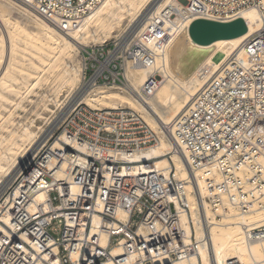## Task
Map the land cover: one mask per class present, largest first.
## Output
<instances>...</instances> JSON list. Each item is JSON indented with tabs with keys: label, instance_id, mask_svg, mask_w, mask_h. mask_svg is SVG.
Returning <instances> with one entry per match:
<instances>
[{
	"label": "built area",
	"instance_id": "built-area-1",
	"mask_svg": "<svg viewBox=\"0 0 264 264\" xmlns=\"http://www.w3.org/2000/svg\"><path fill=\"white\" fill-rule=\"evenodd\" d=\"M21 1L65 32L70 30L67 20L77 24L100 2ZM182 1V8L162 15L172 19L170 30L163 19L149 16L153 36H168L175 31L176 16L193 14L232 21L255 9L261 24L255 23L243 41L242 53L231 56L192 95L174 124L163 126L162 135L172 141L167 154L172 165L134 160L138 152L161 142L142 113L127 106L78 103L53 144L29 162L8 195L0 198L1 204L11 197L21 181L30 182L22 188L24 194H33L28 199L35 200L34 190L47 196L36 208H27V199L16 208H0V225L6 227L0 228V264H192L199 244L207 241L204 232L211 221L221 222L227 215L235 217L248 240L264 239V0ZM82 52L85 71L94 72L89 81L102 79L114 87L128 82L126 60L152 68L157 55L137 41L110 60L97 46ZM162 78L158 68L150 72L142 95L153 96ZM57 141L60 148L54 147ZM173 154L183 155L186 170L203 180L202 207L196 192L187 189L192 178L189 173L180 177ZM58 171L62 175L57 176ZM41 178L45 182L39 185ZM5 212L10 225L3 221ZM198 230L203 233L200 240ZM227 264L243 263L232 258Z\"/></svg>",
	"mask_w": 264,
	"mask_h": 264
},
{
	"label": "bare ground",
	"instance_id": "bare-ground-1",
	"mask_svg": "<svg viewBox=\"0 0 264 264\" xmlns=\"http://www.w3.org/2000/svg\"><path fill=\"white\" fill-rule=\"evenodd\" d=\"M147 1L149 0H100L98 5L77 24L72 19L67 20V22L61 19L62 22L67 23V26H70V30L65 32L46 20L44 16L27 3L21 0H1L0 16L4 20V25L8 23L7 16L16 15L15 20L17 21L15 22V26L19 27L20 30L13 32L8 29L6 34L9 40L6 39V35H0V66L2 63L5 64V74L3 72L0 75V77L3 76L0 78V86L8 94L4 95L0 93V112L5 109L8 111V113L5 112L6 116L0 115V131L9 123H14L12 116L15 114L16 108L23 107L22 102L28 100L29 94L35 93V89L40 85L41 80L49 81L50 77L53 76L52 73L58 71V74L54 77L55 80L60 82L61 86L70 84L72 87L80 81V85L76 86L80 89L76 103L83 101L93 104L92 101H97L101 105L104 104V107L116 108L118 107L117 100H119L122 103L130 104L132 108L134 107L142 113L151 126L160 134L161 142L155 147L138 152L134 160H154L157 166L164 168L172 165V161L167 157L172 147V141L162 135L161 130L163 126L165 124L172 126L186 109L192 95L203 87L231 56L242 53L243 41L256 29V24H261V18L257 10H245L238 16L244 19L248 25V31L245 34L232 39L218 40L210 45L191 44L189 28L194 20L203 17L193 14L183 19L180 16H176L174 20L176 22L175 31L173 30L168 36L159 39L149 32V16L152 15L160 20L163 19L166 28L170 30L174 27L172 19L168 20L162 15L171 12L175 7L179 10L185 3L181 0H155L156 2L154 1L155 3L151 9L145 14H141ZM31 3L48 11L46 7L38 3ZM136 20H140V23L138 22L137 28L132 33L129 32V38L125 41V46L132 39L136 38L138 42L150 48L157 54L153 67H137L133 61L126 60L125 74L128 83L117 88L119 92L109 91L106 89V86L94 84V78L86 82V84L83 83V79L79 77L82 71L80 72V68L74 63L75 54L73 53H76L83 47L89 46L91 43L97 44L103 42L106 38L112 36L116 30H121L126 21H129L128 28H130L129 26L135 25ZM20 23L24 24L25 27L28 26L29 30L21 27ZM22 43L25 44V47H22ZM28 49L30 50L28 51ZM176 50L181 53L178 55L182 56L183 59L188 56H194L196 53H206V55L188 77L180 78L171 68L172 58L176 60ZM26 52L30 55H37L43 52L49 57L46 61V67L42 70V75L36 77V83L28 84L29 86L26 87L25 92L20 93L15 89L13 84H8L5 81V77L12 76L13 80L17 81L15 73L20 74L22 69L14 66V64H21L23 59L30 60L26 57ZM30 63L34 65L33 62ZM156 68H158L163 77L160 87L153 96L144 97L141 93V86L147 80L149 73ZM39 96H41L42 106L46 109H48L50 102L54 103L56 99L59 100L60 98H57V96H53L52 99L50 96L44 98L45 96L41 94ZM5 102L9 103L6 106H10V108L4 105ZM95 106L93 104V107ZM70 108L72 109L73 107L71 106ZM66 113L60 119L64 118ZM19 124L20 127L9 130V134L6 137L0 135V186L3 183V178H6V176L10 177L14 169L21 164L33 149V146L36 145L37 133L35 132L36 130L32 129L33 125L22 122ZM54 147L60 148L61 144L57 141ZM172 158L180 173V177H186L189 173L192 178V184H188L187 189L196 192L199 204L202 207L199 192L201 191L204 194L203 180L199 175L195 179V176L186 170L187 164L183 155L173 154ZM27 161H30V158ZM26 162L11 178V181L5 186L3 191L8 190V185L10 186L12 180L19 176L26 166ZM60 175H62V172L58 171L57 176ZM44 182V178H41L36 183L40 185ZM27 185H30L29 181H21L14 189V194L1 203L0 208H16L18 203L22 205L26 199L27 202L24 204H27V208H36L37 201L46 199L45 192H37V190L33 191L37 193L34 197L35 200H32V198L28 199L29 195L32 196L33 194L27 195L23 193L22 188H26ZM23 198L25 199L23 200ZM188 198L191 199L189 194ZM192 210L195 215V209L192 208ZM205 212L206 216L210 218L211 211L206 208ZM3 221L5 224L10 225V218L7 212L3 216ZM0 228L6 229L5 226L1 225ZM187 230L190 233L188 226ZM196 235L198 240H200L203 233L198 230ZM204 235L207 241L206 243L201 242L199 244V253L190 258L192 264H227L228 260L232 258H238L243 264H264V239L248 240L246 233L242 231L241 226L238 225L233 215H227L221 222L211 221Z\"/></svg>",
	"mask_w": 264,
	"mask_h": 264
},
{
	"label": "rangeland",
	"instance_id": "rangeland-1",
	"mask_svg": "<svg viewBox=\"0 0 264 264\" xmlns=\"http://www.w3.org/2000/svg\"><path fill=\"white\" fill-rule=\"evenodd\" d=\"M154 1L155 0H149V1H147V3L145 4V6L142 9L141 14H145L147 11H149V9H151V7L153 6V4L156 2V1L155 2ZM141 14H139V15H141ZM15 17H17V16L16 15H14V16H7L6 18L8 19V23L4 25V20L0 16V35L1 34H4V36L6 35V39L7 40H9V38H8V36L6 34L8 29L11 30V31H13V32H15L16 30H20L19 27L15 26V22L17 21V20H15ZM138 22L140 23V20H136L135 25L129 26L130 28H128L129 21H126L125 24L123 25V27H121V30H116L113 33L112 36L106 38L103 42H100V43H97V44L91 43V44H89V46H94V47L97 46V47L103 49L104 54H105V57L106 56L109 57L108 60L114 58V57H112V55L113 56H115V55H118V56L119 55H123L124 50L127 48V46L129 44L134 43L135 41H137L136 38H134L135 40L132 39L130 42H128L129 44L127 43L128 45L125 46V41H127V39L129 38V32L132 33L137 28ZM19 25L21 27H25V25L22 24V23H20ZM25 28L29 30L28 26H26ZM4 30H6V32H4ZM1 31H3V33H1ZM21 45H23L22 47H25V44L24 43H22ZM87 47L88 46L83 47L82 49L78 50L76 53H73V54H75V58H74L73 61L80 68V72L82 71L81 72V75L79 77L81 79H83V83H85V84H86V82L89 81V79L93 76V73H94L91 70H88L87 72L85 71V61H87V59L84 60V58H83V52L82 51H83V49H85ZM29 50L30 49H28V51ZM19 52H21V51L19 50ZM26 57L29 58L30 60L23 59L21 64H14V66H17L19 69H22V72L20 74L19 73L18 74L15 73L16 78H17V81H14L13 78H12V76L5 77V79H6L5 81L8 84H13V86L15 87V89L18 90L20 93H24L27 86L36 83V81H37L36 77L38 75H42V73H43L42 70L46 67V61H47V58L49 56H47L43 52H40L37 55H30V54L27 53L26 54ZM30 62H33L34 65H32ZM1 67H2L3 70L0 69V75H2L3 72L5 74V64L2 63L1 66H0V68ZM27 74H30V75H27ZM52 74H53V76L50 77V80L49 81L44 80V79L41 80L40 85L37 86L36 89H35V93L29 94L28 100H24L22 102L23 107L16 108L15 114L12 116V121L14 123H12V122L9 123L7 126H5L4 128H2L1 131H0V135L6 137L7 134H9V130H11L12 128H15V127H18L19 128L20 127V124L19 123L22 122L24 124L31 123L33 125L32 126V129L34 131L36 130L35 132L37 133V138H36L37 140L35 142L36 145L33 146V149L24 158V160L21 162V164L17 168L14 169V171L11 174L10 177L9 176H6V178L5 177L3 178V183L0 186V189L2 191V192L0 191V193H1L0 198L2 196H4L5 194H6L5 197L8 195V193L10 191L9 188L13 185V183L16 181V179L22 174V172L24 171V169L19 174V176H17L14 180H12V184H10V186L8 185V190H4L3 191V189L9 183V181H11V178L16 174V172L19 170V168L23 164H25V162L28 160V158H30V161H31L45 146L48 148L49 146H51L53 144V142L55 140V137H57L61 133V130L59 129V127L62 124V122H63V120L65 119L66 116L64 118H62V119H60V117L63 116L66 112H67L66 113V115H67L69 113V111H70L69 109H71L70 108L71 106L74 107L76 104H78V103L81 102L83 104H86V105H89V106H92V107H93V104H94V105H96L95 107H99V108H110V107H104L105 106L104 104H102L103 105L102 106L101 103H99L97 101H92L93 104H90L89 102H83V101H80V102L76 103L77 97H79L78 95L80 93L79 92L80 89H78V87H76V86H79L80 85L79 84L80 81H78V83L76 85L72 86V87H71L70 84H65L64 86H61L60 85V82L58 80H55V77H54L56 74H58V71H55ZM2 77L3 76H1L0 78H2ZM33 77H34V80H33ZM51 81H53V82H51ZM127 83L128 82H126L125 84H127ZM96 85L106 86L107 87L106 88L107 90H109V91L112 90L113 92H119V90L117 88H119L120 86H122V85L115 86L116 87L115 88L114 86H112L113 84H104V81L102 79H100L99 80V83H97ZM20 87H23L24 89L23 88H20ZM110 87H111V89H110ZM0 93H3L4 95L7 94V92L5 90H3L1 86H0ZM40 94L41 95H44L45 96L44 98H46L48 96H50L51 99H52L53 96H57V98H59V97L60 98H59V100L56 99L54 103L53 102H50L48 109H46V108H44L42 106L43 103H42V100H41V96H39ZM7 104H9V103H7V102L4 103L5 106ZM121 105L132 108V106L130 104H128V103H122L121 101L117 100V106H121ZM6 107L7 108H10V106L9 107L6 106ZM132 109L138 111L134 107ZM6 110L7 109L1 111L0 112V115L6 116L7 115L6 113H8V111H6ZM2 112H4V113L2 114ZM0 123H1V121H0ZM0 139H1V137H0ZM41 144H43V145L41 146ZM30 161H27L26 162V166L29 164Z\"/></svg>",
	"mask_w": 264,
	"mask_h": 264
},
{
	"label": "water",
	"instance_id": "water-1",
	"mask_svg": "<svg viewBox=\"0 0 264 264\" xmlns=\"http://www.w3.org/2000/svg\"><path fill=\"white\" fill-rule=\"evenodd\" d=\"M247 31V23L240 17L228 22L198 18L192 22L189 35L191 44L210 45L218 40L239 37ZM178 54L181 53L176 50V60L172 58L171 68L180 78L188 77L206 55L196 53L183 59Z\"/></svg>",
	"mask_w": 264,
	"mask_h": 264
}]
</instances>
